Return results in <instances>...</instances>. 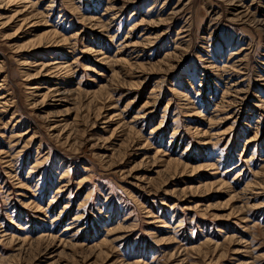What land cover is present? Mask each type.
Listing matches in <instances>:
<instances>
[{
  "label": "rangeland",
  "instance_id": "rangeland-1",
  "mask_svg": "<svg viewBox=\"0 0 264 264\" xmlns=\"http://www.w3.org/2000/svg\"><path fill=\"white\" fill-rule=\"evenodd\" d=\"M0 264H264V0H0Z\"/></svg>",
  "mask_w": 264,
  "mask_h": 264
}]
</instances>
